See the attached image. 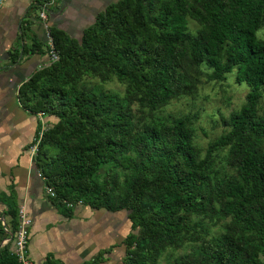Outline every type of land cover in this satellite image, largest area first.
Segmentation results:
<instances>
[{
	"label": "trees",
	"instance_id": "trees-1",
	"mask_svg": "<svg viewBox=\"0 0 264 264\" xmlns=\"http://www.w3.org/2000/svg\"><path fill=\"white\" fill-rule=\"evenodd\" d=\"M189 18L200 24L195 33ZM263 25L264 0H115L79 38L48 27L59 59L17 92L27 110L54 119L34 163L64 217L78 204L127 212L120 264H158L167 248L187 241L199 243L166 264H264V42L256 37ZM31 41V51L48 53L47 44ZM24 51L26 44L13 49L11 61ZM232 71L249 88L245 102L223 118L228 130L203 155L191 130L196 115L145 120L144 108L191 94L198 76L223 81ZM86 74L102 82L116 77L127 86L125 99L94 85L77 88ZM225 148L234 172L220 176L215 165ZM0 203V264H22L11 248L20 226L13 188L0 191ZM226 218L225 232L204 237L202 220ZM108 251L81 264H98ZM42 264L63 263L47 255Z\"/></svg>",
	"mask_w": 264,
	"mask_h": 264
},
{
	"label": "rangeland",
	"instance_id": "rangeland-1",
	"mask_svg": "<svg viewBox=\"0 0 264 264\" xmlns=\"http://www.w3.org/2000/svg\"><path fill=\"white\" fill-rule=\"evenodd\" d=\"M188 26L193 33L200 28V24L191 18L188 19ZM256 37L264 42V25L256 31ZM234 74V71L228 73L223 81H210L206 76L200 75L191 94L174 98L168 104L152 111L144 108L142 114L146 121L156 123H165L171 116L196 115L191 119V130L194 144L203 155L207 144L228 130L223 123V118H227L231 111L238 110L245 102L249 88L244 82L236 83ZM83 84L101 87L120 99H125L127 86L116 77L102 82L97 76L86 74L82 75L76 87H81ZM258 112L264 115V86ZM43 120L44 123L40 126L44 125V130L54 121L52 117L45 115ZM37 135L39 136V130ZM12 150L7 155L8 161H13L15 157V152ZM56 151L54 149L53 153ZM226 153L227 148L219 151L217 156L215 167L221 175L225 172H234L225 162ZM21 207L24 209L26 218L30 219L26 226L28 227L26 257L30 262L32 260L34 264H38L37 256L42 253L39 257L41 262L47 255H51L63 264H81L82 261L94 258L98 248L101 247L109 251L103 255L104 260L98 264L121 263L125 251L123 240L130 232V222L126 211L109 212L78 204L74 206L76 218H66L55 209V212L50 214L42 224L39 222L38 226V223L32 220L26 204L25 207ZM192 220L197 221L198 218L193 217ZM229 220V218L216 222L202 220L204 237L209 239L225 232ZM16 241L17 239L11 243L13 250L16 248ZM198 243L187 241L176 247L167 248L158 264H166L168 259L171 260L174 256L190 251Z\"/></svg>",
	"mask_w": 264,
	"mask_h": 264
},
{
	"label": "crops",
	"instance_id": "crops-1",
	"mask_svg": "<svg viewBox=\"0 0 264 264\" xmlns=\"http://www.w3.org/2000/svg\"><path fill=\"white\" fill-rule=\"evenodd\" d=\"M111 1L115 0H40L41 3L36 5L37 0H0V191L8 193L13 188L19 208L26 204L38 226L56 208L47 197L43 178L29 151L40 125L44 123L45 114L40 116L30 112L17 96L19 86L48 62V53L33 52L29 46L33 37L46 44V28L49 26L79 38L95 15ZM43 7L46 20L38 15ZM27 25L30 30L23 37L22 28ZM23 44H26V51L11 61L10 52L13 49L20 51ZM11 150L15 157L8 161ZM4 208L0 203V211ZM74 215L69 219L76 218L77 214ZM41 254L37 256L38 264L43 263L39 260ZM31 264L34 261L31 260Z\"/></svg>",
	"mask_w": 264,
	"mask_h": 264
},
{
	"label": "built area",
	"instance_id": "built-area-1",
	"mask_svg": "<svg viewBox=\"0 0 264 264\" xmlns=\"http://www.w3.org/2000/svg\"><path fill=\"white\" fill-rule=\"evenodd\" d=\"M38 15L41 19L46 20V11L44 7L39 11ZM46 42L48 48V62L46 63L45 66H48L58 61L59 59V55L53 46L52 38L50 36L48 28H46ZM38 115L42 116L43 113H38ZM43 131H44V125L41 126L39 130V136L37 135L34 142L30 146L29 151L32 157H34L37 152L38 144L40 142ZM45 192L50 197L55 196L54 190L50 186H45ZM67 205L71 206L72 204L67 203ZM19 217H20V226L15 236V239H17V241H16V248L14 249V251L19 256V260L21 261L22 264H31V262L26 257L27 251L25 248V244L28 236V230H27L28 227L26 226L29 224L30 219L26 218V214L24 213V209L22 207L19 208Z\"/></svg>",
	"mask_w": 264,
	"mask_h": 264
}]
</instances>
